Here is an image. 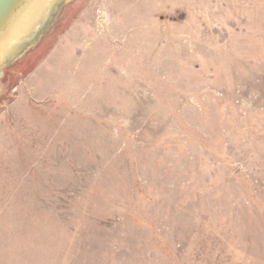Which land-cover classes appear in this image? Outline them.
I'll return each mask as SVG.
<instances>
[{
  "label": "rangeland",
  "instance_id": "rangeland-1",
  "mask_svg": "<svg viewBox=\"0 0 264 264\" xmlns=\"http://www.w3.org/2000/svg\"><path fill=\"white\" fill-rule=\"evenodd\" d=\"M0 264H264V0H69L0 78Z\"/></svg>",
  "mask_w": 264,
  "mask_h": 264
},
{
  "label": "water",
  "instance_id": "water-1",
  "mask_svg": "<svg viewBox=\"0 0 264 264\" xmlns=\"http://www.w3.org/2000/svg\"><path fill=\"white\" fill-rule=\"evenodd\" d=\"M69 0H0V78L34 47Z\"/></svg>",
  "mask_w": 264,
  "mask_h": 264
}]
</instances>
